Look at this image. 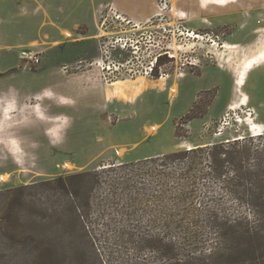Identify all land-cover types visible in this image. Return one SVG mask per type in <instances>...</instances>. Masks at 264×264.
Listing matches in <instances>:
<instances>
[{
  "label": "rangeland",
  "instance_id": "374dc122",
  "mask_svg": "<svg viewBox=\"0 0 264 264\" xmlns=\"http://www.w3.org/2000/svg\"><path fill=\"white\" fill-rule=\"evenodd\" d=\"M19 1L0 0V264H168L159 245L182 242L170 192L193 190L189 218L202 246L213 232L207 209L233 217L252 207L232 192L246 181L226 189L191 154L205 174L190 185L175 158L188 145L237 138V148L264 149V0H170L174 57L158 61L166 75L116 80L93 62L107 49L113 70L145 64L144 29L133 31L137 50L113 49V28L102 32L97 17L53 34L51 19ZM89 7L82 0L67 24ZM178 23L202 38L177 35ZM25 47L40 52L39 64L19 56ZM165 155H175L170 164Z\"/></svg>",
  "mask_w": 264,
  "mask_h": 264
},
{
  "label": "trees",
  "instance_id": "16d2710c",
  "mask_svg": "<svg viewBox=\"0 0 264 264\" xmlns=\"http://www.w3.org/2000/svg\"><path fill=\"white\" fill-rule=\"evenodd\" d=\"M256 135L261 138L263 134ZM239 140L240 138H237L228 145L222 143L191 148L184 151L182 159L175 158L181 162L180 178H187L186 181L190 185L194 183L196 171L198 174H205L199 167L197 168L200 160L197 161L196 156L191 157V154H197L199 159L205 161L208 173L215 178H222V182L227 185L226 189L235 186L236 182L246 181L247 187L242 190L238 187L233 188L232 192L237 198L245 199L252 207L233 217L220 215L214 209H207L208 222L213 232L211 241L202 246L198 233L192 228L196 223L189 218L195 211L193 203L187 202L193 198V190H188L189 187L183 185L185 190L170 192L169 197L174 199L175 204L168 210L176 217L171 226L180 232L182 242L178 247L171 241L159 245L157 251L169 256L168 264H245L252 261L255 254L264 256V149H256L252 153L243 143L237 148L236 146L241 144ZM253 154L255 163L245 167L242 162ZM172 156L175 155H165L162 159L168 162L172 160ZM167 169L168 175L171 173L170 165ZM171 226H166L167 230H170Z\"/></svg>",
  "mask_w": 264,
  "mask_h": 264
},
{
  "label": "built area",
  "instance_id": "2783aa9c",
  "mask_svg": "<svg viewBox=\"0 0 264 264\" xmlns=\"http://www.w3.org/2000/svg\"><path fill=\"white\" fill-rule=\"evenodd\" d=\"M171 13H173V11L170 5V0H155L154 13L143 21L130 18L111 2L101 3L97 8L96 17L99 24L96 25L102 32H104L105 28L108 26L113 28V30L109 32L111 34V48L115 49L116 47H119L120 49H128L131 47L133 48V51L137 50V40L134 38L133 31L144 29L145 31L141 32L140 37L144 38L146 41L145 50H147V60L145 61V64H141V66H137L135 69L123 68L124 64L119 63L117 68L113 70L111 66L114 67V62L110 59L111 52L107 49H102L100 58L95 59L93 64L96 63L102 70H104L106 75H110L108 77L109 79L112 78L116 80L117 77L120 76L134 78L138 75L153 78L156 76V73L159 74V78H162L166 73L162 71L161 64L158 62L159 59L165 56L168 58L174 57V54L168 50L169 44L168 41H166L170 38V33L172 31L168 26ZM177 17H180L179 13ZM176 31L177 35L185 34L188 38H202L199 33H196L194 30H189L182 24L179 25V23L176 27ZM102 36H104V34H100L99 38ZM210 43H214V40L210 39ZM151 47H157L158 51L151 50ZM19 56L27 61V63L34 65L39 64L41 61L40 52L32 48L25 47L21 49ZM183 64L184 63H181V65ZM69 67V65H63L62 70L67 72Z\"/></svg>",
  "mask_w": 264,
  "mask_h": 264
},
{
  "label": "crops",
  "instance_id": "0c3cea01",
  "mask_svg": "<svg viewBox=\"0 0 264 264\" xmlns=\"http://www.w3.org/2000/svg\"><path fill=\"white\" fill-rule=\"evenodd\" d=\"M36 1L37 0H27V1L21 0L16 5H17L18 10L23 11V8H25L24 6L27 5V4L24 5V2H28L30 9L27 10L26 13H35V14L40 13L45 18L51 19V23L53 24L52 25L53 27L51 26L50 28L53 30L50 29L51 31H49V32H51L53 34L57 33L58 31L59 32L61 31V33L65 32V31L70 33V31H72L71 27H73L76 23L88 24V20L90 18H92L93 16H95V18H96L97 8L103 2H109L110 1L111 3L115 4L127 16H129L130 18H133L134 20H138V21L145 20L150 15H152V13L154 12V6H153V3L151 0H148V1L147 0H83V1H87V3H89L90 11L87 10V12L85 13L87 16L86 15L81 16L78 14L79 17L77 16V19H74V21H72L73 23L69 25V24H67L65 18L67 16L71 15L73 10L80 5L82 0H73L74 3H72V5L69 8H67L64 5L65 0H42L44 2L43 5L42 4L36 5L35 4ZM216 1L225 2V3L224 4L212 3V4L217 5V6H225L227 3L232 2L234 0H232V1L216 0ZM95 5H97V7H94ZM39 8H41V9H39ZM64 16H66V17H64ZM86 18H89V19L87 20ZM84 19H86V21ZM58 24L59 25L60 24L61 25L66 24V25H64L63 27L62 26L60 27ZM38 31H39V28L36 32H38ZM40 75H41V73L34 74L32 76L31 83L35 78L38 79L40 77ZM32 85L37 86V84H32ZM188 146L191 148H194L198 145H191V146L188 145Z\"/></svg>",
  "mask_w": 264,
  "mask_h": 264
},
{
  "label": "bare ground",
  "instance_id": "6f19581e",
  "mask_svg": "<svg viewBox=\"0 0 264 264\" xmlns=\"http://www.w3.org/2000/svg\"><path fill=\"white\" fill-rule=\"evenodd\" d=\"M246 68H249V65H246ZM259 133H261V131H255V132L252 133V135H256V134H259Z\"/></svg>",
  "mask_w": 264,
  "mask_h": 264
}]
</instances>
